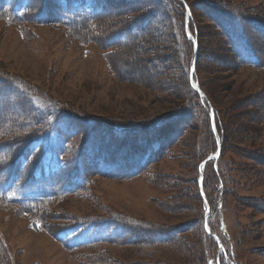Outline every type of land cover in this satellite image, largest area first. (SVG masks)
Returning <instances> with one entry per match:
<instances>
[{
	"label": "rangeland",
	"instance_id": "obj_1",
	"mask_svg": "<svg viewBox=\"0 0 264 264\" xmlns=\"http://www.w3.org/2000/svg\"><path fill=\"white\" fill-rule=\"evenodd\" d=\"M27 1L0 0V174L34 139L71 182L83 180L91 152L108 150L123 165L155 146L160 153L127 180L99 176V163L73 194L36 204V213L0 199V264H264V38L262 52L249 38L261 68L236 65L211 7L262 21L264 35V0H185L198 53L179 0ZM195 56L193 81L213 112L188 85ZM121 126L140 132L120 137ZM224 135L223 157L205 166L204 176L216 173L206 202L200 166ZM37 156L20 168L24 185ZM208 209L221 244L205 232ZM101 222L117 225L118 239L80 237L86 228L103 235ZM74 226L82 229L68 235Z\"/></svg>",
	"mask_w": 264,
	"mask_h": 264
},
{
	"label": "trees",
	"instance_id": "obj_2",
	"mask_svg": "<svg viewBox=\"0 0 264 264\" xmlns=\"http://www.w3.org/2000/svg\"><path fill=\"white\" fill-rule=\"evenodd\" d=\"M218 4L219 3H214L213 5H211V7H213L215 9L214 10V15H212V19L217 21L219 23L218 25H220L219 28H220V30L222 32V37L224 38L223 41L227 45V47L229 48L227 53H230V54H232L235 57L236 65L261 68L262 67V58L258 57V55H257L258 53L256 52L255 48H254V50L251 49V47L249 45V42H250L251 38L252 39L258 38V39H256L255 42H256V44L258 43V46H260V50H259V47H257V46L256 47H257V49L259 51L262 52V44H261L262 43V41H261L262 40V36L264 38V35H262L263 33L261 31L262 30V21H260L258 19H255V18L252 19L250 17H245V16H242V15L234 16L235 13L240 14V11H238L235 8L232 7L231 11L232 12L235 11V12L231 13V12H228L229 10L228 11L225 10L226 9L225 6H221V4H219V5ZM189 7H190V10H191V16H192L193 8H192L191 5H189ZM225 12H228L230 14H224ZM216 13H217V15H216ZM181 17H183V19H184V13L182 14ZM239 17H241L243 19V22L248 23L249 26H251V28L254 29L257 33L259 32L260 35L258 37H256L253 33L248 31L249 27L246 28L247 32L244 31V27H243L244 25L243 26L242 25L239 26V24H237V22H236V20L240 19ZM260 19H262V17H260ZM193 20H194V13H193L192 19L189 21V25L188 26H189L190 31L197 36L196 38H197V43H198V50L200 51L199 35H198V32L196 30L195 25L193 24L194 23ZM151 21H152V19H151ZM184 27L186 29V24H184ZM185 29L183 28L184 31H185ZM263 43H264V40H263ZM193 53H195V51H193ZM197 61H198V56L196 58V69H197ZM224 66H227V64H224ZM188 85L190 86V83H188ZM201 89L206 94L205 89L203 87H201ZM191 90H192V88H191ZM193 92H194L193 95L195 97H197V99H198L199 94L197 92H195L194 90H193ZM206 96H207V94H206ZM206 106L209 109L207 103H206ZM68 112H70V111H68ZM186 114L187 113H185V116H186ZM175 117H177V114H175ZM168 120L169 119H164L163 121H159L158 122L159 125L156 124L155 127L156 128H161L162 126L165 125V123ZM182 120H183V118H182ZM176 123H173V125L176 124ZM120 129H121L120 134L123 135V136L120 135V137H125V135L126 136L134 135V134L140 132V129H134L131 126H121ZM176 134H177L176 131L172 132L169 135V137H175ZM224 137H225V135L222 137L223 142H222V145H221V152H220L219 161H220L221 157H223ZM88 142H90V141L89 140L84 141V143L82 144V147H85V144L88 143ZM13 145L14 144H12V146ZM1 147H4V146H0V148ZM216 149H218V148H216ZM82 151H85V150H82ZM104 153H105V155H102V157L99 158L96 154H92V152H91V156L89 155V157H93V158H90V163H89L90 169L88 171H90V170L93 171L94 170L95 173L100 171V170H96L95 165H98L99 163H102V165H104L105 168H104L103 172L97 173L99 176H106V177H111V178H117V179L119 178V179L127 180V179H131V178H134V177L138 176L140 173H142L143 169H146L148 167V165L150 163H152L154 160H157L158 155L160 153V148H159V146H155V150H153L149 154L141 153L139 157H137V154H136V155H134V160H135L134 163H128L126 165H123V163L119 162V160H120L119 158L120 157L118 158L117 154L116 155H112L108 150H107V152L104 151ZM206 158H204V160ZM41 161H42V158H41ZM37 164L39 165V163H37ZM212 164H213V162L209 161V162H207L206 165H207V167H209ZM209 168H211V167H209ZM76 170H77V168L75 167L72 170V172L76 171ZM82 171H83V180L81 182H75V181L71 182L70 179L66 178L63 175V173L62 172L60 173V171H59V173H60L59 176L62 177V179H63L62 183L54 186V188H52L53 187V185H52L51 189L49 191V193L50 192H52V193H50V195L47 194V197H46L47 199L44 200V201H47V200L48 201L49 200L52 201V200H54V199H56L58 197H61V196H64V195L73 194L75 192V189L80 188L82 185L85 184L84 176L85 177H86V175L89 176L88 174H86L88 171H86L85 167H84V169H82ZM211 173H214V175H216L215 171L210 172V173L207 171V173H205V176H204L205 180H204L203 189H204V193L206 195V198L208 200L210 199L209 192H208L209 185H207L206 183H208L207 181L209 180V177H214V175L212 176ZM54 193H56V194H54ZM198 197H199L200 200L202 199V197H201V195L199 193V189H198ZM40 204H41V202H40ZM34 207H32L33 208L32 211H34L33 213H36V208H34ZM20 209H22V206H21ZM32 211L30 213H32ZM101 223H103L102 224L103 235H102V232L99 231L98 229H97V232H95V234L92 232V234H94L93 237H95L96 240H98V241L95 242L96 244L107 242L108 240L105 238L106 236L114 237V238L118 237V232H119L120 229L118 227H117V229L115 228L117 225L116 226L112 225V223L111 224H108V223L105 224L104 222H101ZM74 227H72V228H74ZM111 230L114 231L113 234H110ZM143 231H148V230L145 229ZM60 235L61 234L59 233L57 236L59 237ZM133 235L134 234H132L131 239H133Z\"/></svg>",
	"mask_w": 264,
	"mask_h": 264
},
{
	"label": "water",
	"instance_id": "obj_3",
	"mask_svg": "<svg viewBox=\"0 0 264 264\" xmlns=\"http://www.w3.org/2000/svg\"><path fill=\"white\" fill-rule=\"evenodd\" d=\"M195 69V62L193 63L192 70L194 71Z\"/></svg>",
	"mask_w": 264,
	"mask_h": 264
},
{
	"label": "bare ground",
	"instance_id": "obj_4",
	"mask_svg": "<svg viewBox=\"0 0 264 264\" xmlns=\"http://www.w3.org/2000/svg\"><path fill=\"white\" fill-rule=\"evenodd\" d=\"M214 125V124H213Z\"/></svg>",
	"mask_w": 264,
	"mask_h": 264
}]
</instances>
